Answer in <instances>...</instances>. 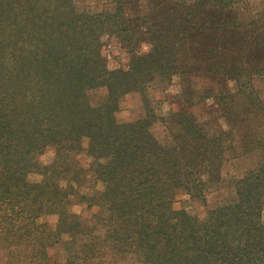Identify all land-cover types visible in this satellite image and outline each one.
<instances>
[{"label":"trees","instance_id":"1","mask_svg":"<svg viewBox=\"0 0 264 264\" xmlns=\"http://www.w3.org/2000/svg\"><path fill=\"white\" fill-rule=\"evenodd\" d=\"M114 2L107 12L75 0H0V246L15 249L5 264H48L47 249L61 243L63 264H112L121 253L140 264H264V106L252 85L264 67V25L247 20L242 0ZM104 35L127 51L126 68H108ZM172 77L219 85L224 116L234 108L255 126L234 141L235 122L211 135L194 114L170 110V138L159 142L154 113L116 119L122 96ZM96 89L104 96L92 104ZM47 146L54 159L43 166ZM236 146L260 161L232 180L228 198L203 219L176 207L177 191L204 200L223 183L225 149ZM80 153L102 186L91 196L76 180ZM33 171L44 178L28 181ZM83 199L101 209L88 214L102 234L82 232L83 210L68 209ZM49 214L54 228L41 220Z\"/></svg>","mask_w":264,"mask_h":264},{"label":"rangeland","instance_id":"2","mask_svg":"<svg viewBox=\"0 0 264 264\" xmlns=\"http://www.w3.org/2000/svg\"><path fill=\"white\" fill-rule=\"evenodd\" d=\"M79 9L88 11H113L115 7L114 0H75ZM243 12L248 16L247 20H251L264 25V0H242ZM259 21H256L258 20ZM141 48L145 50L146 45ZM102 53L104 54L108 68H126L129 62V54L122 48L118 39L112 35L102 36ZM188 84L181 83L177 77H172L170 81L152 82L144 89L143 92L131 91L122 96L118 101V109L116 111V119L120 122H132L136 119L144 117L147 113H154L160 117L155 119L150 125V130L154 137L159 142H165L170 134V126L163 123L162 118L170 110L181 109L184 112H190L206 125L207 130L211 135H217L231 129V124L235 122L234 127H238L239 134L235 137L241 138L246 131H249L254 125L253 118L245 119L241 116L235 117L234 108L231 113V120L224 116V112L216 102V97L219 92V85L211 83L205 77H192ZM252 85L259 99L264 106V67L262 71L255 75L252 79ZM208 88V89H206ZM211 90V91H208ZM103 89H96L89 92V100L92 104L98 103L103 99ZM260 122L256 124L259 126ZM260 130V129H258ZM238 140V139H237ZM234 143V142H233ZM236 144L238 145L239 142ZM242 148V147H241ZM242 152V153H240ZM54 147L47 146L38 156L41 165H49L54 159ZM91 157L80 153L74 157L77 166L82 168L76 180L80 181V190L86 196H91L93 188L101 189L100 183H94V171L91 166ZM260 154L258 152L243 153V149L227 147L225 149V160L221 167L223 183L218 187L210 189L204 200H190L184 191H177L175 206L183 208L186 212L196 216L198 219H203L208 210L215 205L225 201L229 196V191L232 187V180L241 176L246 170L258 165ZM53 178L52 182L59 180L54 174H50ZM44 178V174L40 171H33L27 174V180L37 182ZM62 182V181H59ZM69 200L77 201L76 194H69L71 191H66ZM90 202V199H83L79 206H69L68 209L79 213L82 216L79 228L82 232H88L93 229L97 234H102V229L92 220L88 213H99L100 208L93 205L89 210L85 209V204ZM260 219L264 223V205L261 210ZM41 220L49 227L54 228L56 216L53 214L44 215ZM64 237V235H63ZM62 237V238H63ZM79 238V236H77ZM81 238V237H80ZM15 249L12 245L0 246V264H5L6 256L11 254ZM68 254L67 247L61 243L47 249L48 264H63L65 257ZM112 264H140L133 254L121 253L114 256Z\"/></svg>","mask_w":264,"mask_h":264}]
</instances>
